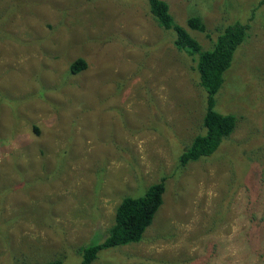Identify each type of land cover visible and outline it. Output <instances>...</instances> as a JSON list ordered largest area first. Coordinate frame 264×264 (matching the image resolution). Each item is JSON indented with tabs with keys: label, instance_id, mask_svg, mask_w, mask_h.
Here are the masks:
<instances>
[{
	"label": "rangeland",
	"instance_id": "rangeland-1",
	"mask_svg": "<svg viewBox=\"0 0 264 264\" xmlns=\"http://www.w3.org/2000/svg\"><path fill=\"white\" fill-rule=\"evenodd\" d=\"M164 1L204 49L213 41L191 17L214 39L250 24L216 96L237 129L186 166L205 97L145 0H0V264H79L122 200L162 178L143 240L94 264H264V5L250 20L261 0Z\"/></svg>",
	"mask_w": 264,
	"mask_h": 264
},
{
	"label": "trees",
	"instance_id": "trees-1",
	"mask_svg": "<svg viewBox=\"0 0 264 264\" xmlns=\"http://www.w3.org/2000/svg\"><path fill=\"white\" fill-rule=\"evenodd\" d=\"M148 13L157 25L165 32L175 36L174 45L192 59L199 76V87L205 97V114L203 128L205 133L197 135L192 144L180 158V165L209 158L220 152L224 143L232 137L237 129L238 119L233 114H224L216 109V96L226 82V72L231 70L237 50L242 48L247 40L250 24L237 20L234 24L223 26L218 30L215 39L210 36L207 25L199 17L188 20V28L194 32L206 34L213 41L211 49H204L187 28L179 25L170 11V6L164 0H145ZM264 0L254 9L250 20L255 19V13ZM227 25V24H226ZM87 68V63L79 59L71 66V73L78 75ZM167 190L166 179L148 187L146 193L139 197H125L116 209L115 223L110 228L107 238L99 244L90 245L81 252L79 264H94L99 253L104 249L124 247L140 243L148 228H150L159 209L164 203ZM44 264H66L61 260H50Z\"/></svg>",
	"mask_w": 264,
	"mask_h": 264
}]
</instances>
